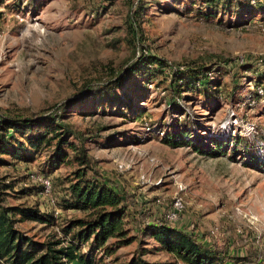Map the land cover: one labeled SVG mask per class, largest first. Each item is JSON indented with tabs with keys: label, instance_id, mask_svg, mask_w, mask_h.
<instances>
[{
	"label": "rangeland",
	"instance_id": "obj_1",
	"mask_svg": "<svg viewBox=\"0 0 264 264\" xmlns=\"http://www.w3.org/2000/svg\"><path fill=\"white\" fill-rule=\"evenodd\" d=\"M139 1L0 0V115H61L71 131L67 140L81 146L92 175L121 197L131 241L111 244L109 253L94 250V264H126L135 256L149 264H184L143 233L162 221L179 188L184 210L171 226L227 264H264V63L256 64L264 57V1L246 7L240 0L242 9H253L243 20L234 1L211 16L198 13L205 10L200 0ZM133 10L139 12L136 29ZM134 45L174 66H211L207 76L217 81L216 92L209 94V84L206 96H176L165 70L107 87L133 63ZM257 85L263 92L254 97ZM173 126L186 127L197 148L216 150L213 142L222 148L208 156L191 145L170 147L161 137ZM48 154L40 151L30 162L3 155L0 163L2 205L52 210L28 175L50 180L58 208L52 223L16 224L36 240L63 237L61 226L84 214L63 208V180L75 162L44 173ZM23 187L30 188L23 193Z\"/></svg>",
	"mask_w": 264,
	"mask_h": 264
},
{
	"label": "trees",
	"instance_id": "obj_2",
	"mask_svg": "<svg viewBox=\"0 0 264 264\" xmlns=\"http://www.w3.org/2000/svg\"><path fill=\"white\" fill-rule=\"evenodd\" d=\"M200 1L205 5V10L198 13L203 15L211 16L217 13V8L222 12L227 8L229 10L233 1L235 2L233 8L237 10L235 15L238 18L243 20L251 17L250 12H253V9L251 11L242 9L240 0ZM262 1L264 0H246L247 4L244 6H259L258 3ZM136 4H140V1L136 0ZM261 12L264 14V10ZM138 13L137 10H133V16L130 15L135 29L137 23L134 20ZM132 49L133 63L127 65L119 74L113 75L112 80L106 81L104 84L107 87L121 85L134 75L145 77L153 74L155 70L157 72L165 70L169 74L170 90L176 96L182 91H201L206 96V86L209 84L212 87L209 94L216 92L214 86L217 81L207 76L213 70L211 66H174L147 53L142 45L140 48L134 45ZM253 95L258 96L257 93ZM176 128L173 126L171 131L165 132L161 137L170 147L191 145L193 150L208 156H215L222 148L217 142L212 144L218 150L197 148L195 143L190 142V133L189 130H185L186 127L180 130ZM69 134L71 131L68 124L55 112L30 116L0 115V163L4 162L1 157L3 155L17 161L30 162L35 154L47 149L49 154L43 162L44 173L73 160L76 167L70 176L63 180L67 182L63 208L84 212L81 217L69 219L61 226L63 237L36 240L23 233L16 224L27 220L49 225L53 221L51 210L42 211L36 205L0 204V264H94L92 254L94 250L102 249L109 253L111 244L119 247L131 241L126 222L123 220L125 205L121 197L112 187L95 179L88 157L79 144L67 140ZM66 149L71 151L70 158ZM26 188L30 187H23L20 191L26 193ZM143 233L148 234L161 249L184 264H227L216 251L163 220L146 225L143 227ZM109 240H113L110 245L107 243ZM85 244L87 250L81 251ZM126 264L149 263L140 256H135Z\"/></svg>",
	"mask_w": 264,
	"mask_h": 264
},
{
	"label": "built area",
	"instance_id": "obj_3",
	"mask_svg": "<svg viewBox=\"0 0 264 264\" xmlns=\"http://www.w3.org/2000/svg\"><path fill=\"white\" fill-rule=\"evenodd\" d=\"M263 29L264 28L261 27V30ZM235 62L241 64L243 62V58L237 57L235 59ZM256 62H257L256 63L257 65L264 63V57H257ZM255 92L261 95L263 92V89L259 85H257L255 86ZM118 168H121L120 164H118ZM28 177L30 178L32 182H34L39 187L40 195L46 197L48 204L53 206L51 213H52V216L55 217V214L58 212V208L54 206L55 200L50 195V192H51L50 180L44 175H41L39 173H30ZM154 202L158 204L160 203V199L156 198L154 199ZM183 210H184V200L181 194V189L179 188V190L173 193V195L170 197V200L165 205V208L162 210L161 218L163 221L167 223L174 222L179 218Z\"/></svg>",
	"mask_w": 264,
	"mask_h": 264
}]
</instances>
